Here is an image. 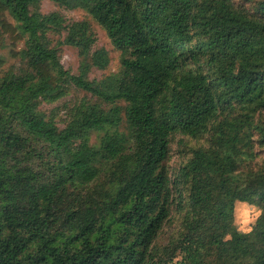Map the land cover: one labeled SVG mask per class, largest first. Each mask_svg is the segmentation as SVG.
<instances>
[{"label":"trees","instance_id":"trees-1","mask_svg":"<svg viewBox=\"0 0 264 264\" xmlns=\"http://www.w3.org/2000/svg\"><path fill=\"white\" fill-rule=\"evenodd\" d=\"M42 1L0 0V43L10 16L26 65L0 78V264H264V212L248 234L231 224L241 201L264 208V0H49L122 52L102 82L88 80L109 65L89 23ZM50 31L67 33L80 75ZM70 85L96 100L60 128L40 106ZM177 135L206 145L173 170Z\"/></svg>","mask_w":264,"mask_h":264},{"label":"rangeland","instance_id":"rangeland-1","mask_svg":"<svg viewBox=\"0 0 264 264\" xmlns=\"http://www.w3.org/2000/svg\"><path fill=\"white\" fill-rule=\"evenodd\" d=\"M40 12L43 15H49L52 13H58L62 15L66 21V25L73 24L75 22L86 21L91 27V31L94 34L96 43L93 47V51L101 48L105 49L109 56V65L105 70L92 67L88 72V80L102 82L109 77L120 73L122 69V52L114 47L106 31L83 9H69L60 6L49 0H43L40 6ZM7 23L11 25L10 32L5 35L3 42L0 43V78L10 74H21V71L26 68L25 62L22 60L21 51L25 48V41L20 39V32L16 29V22L10 17H6ZM67 33L50 31L47 35L48 41L52 47H56L59 51V58L63 68L69 71L72 75L78 76L81 73V68L85 64L83 58L78 54L77 49L69 46L65 42ZM96 98H92L90 94L77 88L74 85L68 86L66 94L63 98L52 102H42L40 110L46 114L49 118H55L60 128H64L65 121L74 106L83 103L84 101H93ZM97 133L92 134V144H97ZM206 140H194L183 135H177L171 143L170 159L167 165L177 170L180 166L188 161L191 157L193 149L205 146ZM259 150L258 148L256 149ZM261 155L258 158V162L261 163ZM250 209L244 203H238L236 206L235 216L243 218L246 213H249ZM256 222V221H255ZM254 222V224H255ZM252 225V228L254 226ZM180 225V216L176 211L173 212L172 219L165 225L160 237L157 241L158 245L164 246L169 242V238L177 231ZM251 232V231H250ZM250 232H240L248 234Z\"/></svg>","mask_w":264,"mask_h":264},{"label":"clouds","instance_id":"clouds-1","mask_svg":"<svg viewBox=\"0 0 264 264\" xmlns=\"http://www.w3.org/2000/svg\"><path fill=\"white\" fill-rule=\"evenodd\" d=\"M241 203H244L247 205V207L250 209L249 213H246L245 216L241 219L236 217L235 215L232 216L231 224L232 227L237 232H250L252 231V225L254 222L259 218L264 212V208L257 207L254 204H250L248 201H241ZM235 204V201L233 202V205Z\"/></svg>","mask_w":264,"mask_h":264}]
</instances>
